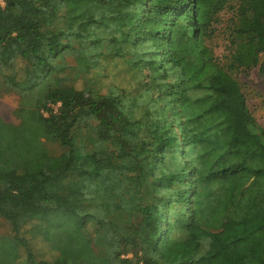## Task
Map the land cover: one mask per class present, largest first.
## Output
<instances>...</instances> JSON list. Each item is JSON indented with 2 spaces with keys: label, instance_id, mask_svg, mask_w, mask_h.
Listing matches in <instances>:
<instances>
[{
  "label": "trees",
  "instance_id": "trees-1",
  "mask_svg": "<svg viewBox=\"0 0 264 264\" xmlns=\"http://www.w3.org/2000/svg\"><path fill=\"white\" fill-rule=\"evenodd\" d=\"M3 1L0 86L22 99L0 116V264H264V126L238 77H264V0ZM106 57L126 85L102 89ZM39 211L50 262L20 234Z\"/></svg>",
  "mask_w": 264,
  "mask_h": 264
},
{
  "label": "rangeland",
  "instance_id": "rangeland-1",
  "mask_svg": "<svg viewBox=\"0 0 264 264\" xmlns=\"http://www.w3.org/2000/svg\"><path fill=\"white\" fill-rule=\"evenodd\" d=\"M220 52L221 49L216 50V53ZM101 66H103L104 69L99 67L95 72L97 74L99 84L102 85L103 90H106L109 84L113 83L119 86H124L130 80L129 71L123 65L118 63V60L115 58L106 57L105 60L102 61ZM8 72L15 73L18 79H24L25 76H27L30 72V67H28L25 62L18 60L15 68ZM238 77L242 83L249 109L256 118L257 122L264 126V77L257 73L256 68L248 70V72H245V74H239ZM32 79H35V77ZM21 99L22 98L17 91L5 90L4 87L0 86V116L3 118V120L13 124L19 123L20 120L16 115V109L19 106ZM31 99V96L28 95L25 101L30 102ZM51 107H53V111H56V105H52ZM43 141L51 153L58 154L61 152L62 147L57 142L48 141L46 139H43ZM93 159L94 156L89 152L88 155L85 156L82 166L84 168L90 167ZM73 190L74 191H71L72 193H79L78 195H83L84 197L96 196L95 187H90L85 190ZM20 230L21 236L27 239L29 251L32 253L35 261H52L53 257L55 256V252L50 249L47 243L49 225L44 212L39 211L36 214H33V217L28 219V222H26V224L23 225ZM89 231L90 233L93 232L92 226H89ZM5 234L11 235L12 229L10 223L0 215V236ZM27 250L28 249L26 248H22L21 256H25ZM97 261L98 264L101 263L99 256H97Z\"/></svg>",
  "mask_w": 264,
  "mask_h": 264
},
{
  "label": "built area",
  "instance_id": "built-area-1",
  "mask_svg": "<svg viewBox=\"0 0 264 264\" xmlns=\"http://www.w3.org/2000/svg\"><path fill=\"white\" fill-rule=\"evenodd\" d=\"M3 4H4V1L3 0H0V5L3 6ZM55 105L58 107L60 105V103L57 102ZM45 114H47V113H45Z\"/></svg>",
  "mask_w": 264,
  "mask_h": 264
}]
</instances>
